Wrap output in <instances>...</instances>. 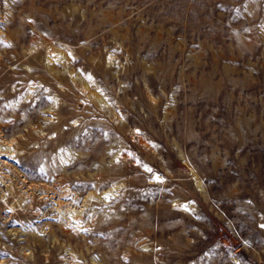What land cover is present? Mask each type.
I'll return each mask as SVG.
<instances>
[{"label": "rangeland", "instance_id": "1", "mask_svg": "<svg viewBox=\"0 0 264 264\" xmlns=\"http://www.w3.org/2000/svg\"><path fill=\"white\" fill-rule=\"evenodd\" d=\"M261 225L264 0H0V264H264Z\"/></svg>", "mask_w": 264, "mask_h": 264}, {"label": "snow or ice", "instance_id": "2", "mask_svg": "<svg viewBox=\"0 0 264 264\" xmlns=\"http://www.w3.org/2000/svg\"><path fill=\"white\" fill-rule=\"evenodd\" d=\"M246 30H247V29H246ZM8 46L10 47L11 45H8ZM73 123H75V121H73ZM147 170H148V171H152L150 168L147 169ZM155 179H156L157 181H160L162 178L159 177V176H156ZM261 227L264 228V225H261Z\"/></svg>", "mask_w": 264, "mask_h": 264}, {"label": "bare ground", "instance_id": "3", "mask_svg": "<svg viewBox=\"0 0 264 264\" xmlns=\"http://www.w3.org/2000/svg\"><path fill=\"white\" fill-rule=\"evenodd\" d=\"M47 54H48V53H47ZM48 55H49L48 57H50V54H48ZM48 57H47V58H48ZM48 60H49V59H48ZM86 82H87V81H86ZM88 82H89V81H88ZM97 97H98V96H97ZM43 230H44V229H43ZM43 230H42V231H43ZM38 232H39V231H38Z\"/></svg>", "mask_w": 264, "mask_h": 264}]
</instances>
